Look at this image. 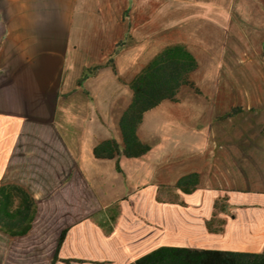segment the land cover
<instances>
[{"label":"crops","instance_id":"crops-1","mask_svg":"<svg viewBox=\"0 0 264 264\" xmlns=\"http://www.w3.org/2000/svg\"><path fill=\"white\" fill-rule=\"evenodd\" d=\"M179 43L198 61L201 90L234 76L225 86L244 98L225 110L209 97L165 100L139 127L151 151L95 157L100 142L120 140L131 81ZM205 113L226 117L221 135L202 129ZM14 155L18 179L6 181ZM194 172L195 191L176 186ZM0 177L38 202L28 233L0 231V264H130L162 246L264 250V0H0Z\"/></svg>","mask_w":264,"mask_h":264},{"label":"trees","instance_id":"trees-1","mask_svg":"<svg viewBox=\"0 0 264 264\" xmlns=\"http://www.w3.org/2000/svg\"><path fill=\"white\" fill-rule=\"evenodd\" d=\"M126 11V13H128ZM131 34L121 40L105 65L114 67V57L126 46ZM104 65L85 68L78 84L97 74ZM199 64L195 55L185 44L168 45L152 58L145 68L131 81L133 90L130 104L120 114L117 127L120 140L109 138L100 142L93 151L97 158H116L122 155L136 158L151 151L149 142L139 136V127L145 114L157 108L165 100L179 101L184 88L204 96L202 90L192 80V74ZM242 108H234L232 113ZM118 168L121 169L118 162ZM199 173L185 174L176 186L191 193L198 188ZM38 212V202L24 185L7 182L0 186V231L14 236L26 234L34 225ZM66 230L60 235L55 261L59 260L58 248L63 243ZM65 261L70 262L71 259ZM130 264H264V250L258 252L188 249L186 247L162 246L138 258Z\"/></svg>","mask_w":264,"mask_h":264},{"label":"rangeland","instance_id":"rangeland-1","mask_svg":"<svg viewBox=\"0 0 264 264\" xmlns=\"http://www.w3.org/2000/svg\"><path fill=\"white\" fill-rule=\"evenodd\" d=\"M198 77H202V75H198ZM238 77V76H237ZM236 77L234 76H222V85H220L221 87L219 89H202V92L204 93V96H200L195 94L193 91H191L190 89L184 88L182 90V92L180 93V97H199V98H206L209 97L211 100L217 101L218 104L219 102H222V104H219V107H216L215 110H225L226 106L228 105V103L230 101H234V100H240L244 98V93L241 91H230L228 90V88L225 86L226 84H228V82H226L229 80L231 83L233 82V80H235ZM241 77H238V79ZM205 80V85H208L210 88H212L211 84H209V82ZM218 114H208L205 113V115L202 117V129L204 131H208L210 132L211 128L214 127L216 130H218L219 134L221 135V132H223L226 129V126L228 125V120L226 119V117L224 115H221L220 117H217ZM200 121V120H199ZM216 122H219V126L218 123L216 124ZM220 124H222L223 127L220 126ZM15 125V124H14ZM219 127V128H217ZM220 135H218V143L219 145L222 144V146H224L225 143V139L220 138ZM9 172V174L7 175L6 179L4 177V179L6 181H8L9 179H18L17 174H16V162H15V155H14V159L13 162L11 163V166L8 168L7 170ZM1 178V177H0ZM2 179V180H4ZM45 218V214L42 216V222L43 219Z\"/></svg>","mask_w":264,"mask_h":264}]
</instances>
